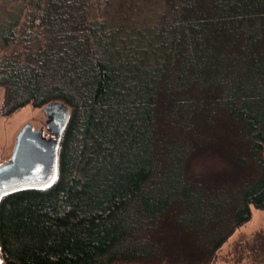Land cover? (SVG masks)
Masks as SVG:
<instances>
[{
    "label": "trees",
    "instance_id": "1",
    "mask_svg": "<svg viewBox=\"0 0 264 264\" xmlns=\"http://www.w3.org/2000/svg\"><path fill=\"white\" fill-rule=\"evenodd\" d=\"M22 2L3 114L71 112L55 181L0 201L6 263L213 262L264 210V0ZM230 255L264 264V228Z\"/></svg>",
    "mask_w": 264,
    "mask_h": 264
},
{
    "label": "water",
    "instance_id": "2",
    "mask_svg": "<svg viewBox=\"0 0 264 264\" xmlns=\"http://www.w3.org/2000/svg\"><path fill=\"white\" fill-rule=\"evenodd\" d=\"M43 112L51 135H45L43 127L35 128L30 122L22 126L11 157L0 164V201L18 191L45 189L56 179L60 142L71 111L65 102L56 100L46 104ZM3 260L0 251V261Z\"/></svg>",
    "mask_w": 264,
    "mask_h": 264
},
{
    "label": "rangeland",
    "instance_id": "3",
    "mask_svg": "<svg viewBox=\"0 0 264 264\" xmlns=\"http://www.w3.org/2000/svg\"><path fill=\"white\" fill-rule=\"evenodd\" d=\"M96 9H90L92 15L97 14V5L104 4L103 0H93ZM22 0H0V21L11 10L20 11ZM145 6L148 15L153 14L151 5ZM17 44L15 47L2 48L0 46V55L10 53L14 49L20 48ZM8 49V50H6ZM3 54V55H4ZM3 89H0V95L3 97ZM2 101L0 103V164L7 161L13 152L15 138L22 126L30 122L35 128H44L45 135L49 136L50 132L47 128L48 117L43 112V107H35L27 105L24 108L16 111L14 114L5 116L2 111ZM209 166L217 167V158L213 157L206 160ZM252 218L236 230L225 245L218 252L216 259L212 264H234L231 260L230 249L236 241L253 237L257 231L264 228V210L252 206ZM0 264H7L5 260L0 261ZM246 264V263H243Z\"/></svg>",
    "mask_w": 264,
    "mask_h": 264
}]
</instances>
